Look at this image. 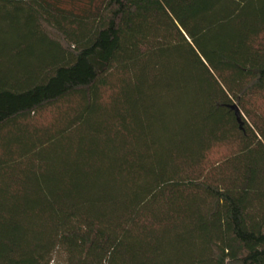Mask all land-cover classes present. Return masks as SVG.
<instances>
[{"label":"trees","instance_id":"16d2710c","mask_svg":"<svg viewBox=\"0 0 264 264\" xmlns=\"http://www.w3.org/2000/svg\"><path fill=\"white\" fill-rule=\"evenodd\" d=\"M0 21V264H264V0Z\"/></svg>","mask_w":264,"mask_h":264},{"label":"rangeland","instance_id":"374dc122","mask_svg":"<svg viewBox=\"0 0 264 264\" xmlns=\"http://www.w3.org/2000/svg\"><path fill=\"white\" fill-rule=\"evenodd\" d=\"M15 30H17V29L14 28L13 26L10 27V25L7 22L0 21V40L6 41V42L12 44L13 39H12L11 34L17 33ZM18 32L20 33V31H18ZM46 117H47V119H50V117L48 115ZM55 259L62 262L64 260V256L61 253H57Z\"/></svg>","mask_w":264,"mask_h":264}]
</instances>
